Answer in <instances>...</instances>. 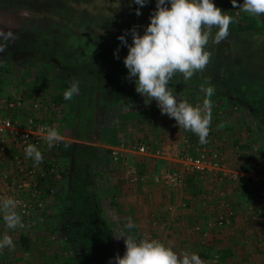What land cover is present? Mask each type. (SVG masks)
<instances>
[{
  "label": "rangeland",
  "instance_id": "1",
  "mask_svg": "<svg viewBox=\"0 0 264 264\" xmlns=\"http://www.w3.org/2000/svg\"><path fill=\"white\" fill-rule=\"evenodd\" d=\"M213 3L226 12L225 14L233 16L238 22L230 25V35L227 40L219 45L209 44L208 49L212 52V57L202 74H197L189 81H182L185 86H170V88L178 98L187 99L195 105L201 103L204 99V93L201 89L207 86H214L215 94L211 97L212 120L208 143L200 144L198 137L191 132L186 133L184 140L190 139L192 145L199 144L207 150L219 151L228 171L233 176H236V179L229 181L246 186V191L247 189L249 190L251 197L247 203L249 211L253 215L260 216L264 213V207L258 205L254 198L258 189H263L264 185L262 187L260 183L257 186V191H255L250 188V183L246 184L247 180L242 174H245L244 167L250 166L253 161L262 159L264 162V127L259 124L258 120L246 108L239 105V101L242 98L239 96H242L245 91H252L254 99L259 97L262 92L264 96V16L253 17L242 13L238 9L233 8L231 0H213ZM237 3L243 2L237 0ZM155 5L156 0H149L146 6L140 8L141 15L137 16L135 10L140 6L136 5L133 0H0V28L5 30L11 29L14 32V30L24 26V20L17 15L18 11L21 10L27 14L36 15L50 12V14H53L52 17L59 19L64 24V27L66 26V31H63L64 27L56 29L58 27L57 22L46 21L50 28L41 29V31L44 30L42 32L31 33L26 39V44L31 46L35 44L32 48L40 46L36 40V36L39 34L43 37L44 47L39 52L28 50L29 52L26 56L31 61L24 60L27 58L12 60L10 56L12 46L21 45L23 51L25 49L24 46H26L25 43L20 42L24 41V37L18 36L20 41L10 44L8 49L3 54H0V90L6 96L16 95L23 98L24 117H38L50 121L61 134L66 131L67 136L72 134L71 139L77 136L78 140L76 139L72 143L92 146L87 144V142L95 141L97 136L93 134L91 126L87 128L85 126L86 122L77 123L76 121L74 123L72 118L68 116V101L63 98L64 101L59 102V99L67 89L64 86L66 82L65 76L67 74L70 78H77L81 83L86 82L84 84L100 87L108 85V83L112 85V82H109L106 77L108 75L114 83L120 80V83L125 85V88L134 87V82L126 79L128 70L123 64V58L128 51L127 47H119V59L114 56V52L120 45L117 36L123 34L124 30L130 29L134 25L138 26L139 33L143 35L144 26L150 22L149 16L155 10ZM12 8L16 12H4L5 9ZM63 12H65L66 16L63 15ZM11 14H15V17H12ZM243 18L253 19L257 23V27L254 28L257 32L237 33L234 31L233 29L238 25L245 23L242 22ZM30 23L28 21L27 26H30ZM70 28H75L73 33L70 32L72 31ZM87 29H89V32ZM77 35L80 36L77 37ZM49 36L52 42L46 41ZM81 37L90 39L82 40ZM56 38L62 42L67 38L68 47H80L81 49L76 52L79 59L83 57L84 53L81 50L86 49V46H91V53L86 57L88 64L82 67L76 61L77 59H73L74 57L72 59L67 58L70 55H65V51H59L62 47L58 49ZM92 38L96 41L112 43L114 46L99 50L97 48L98 44ZM126 39L131 44L132 38L130 34L126 36ZM95 58L97 59L95 60ZM119 64L121 69L116 70ZM61 69H66L68 73L65 74ZM71 70L75 73H71ZM225 91L228 95H223ZM102 112L101 116L104 115L107 122L111 115L110 113H104L105 109ZM83 113L85 114V112ZM194 137L197 141L194 140ZM67 141L69 142V140ZM67 141L61 142L64 156L61 160H57V163H61L62 170L65 172L63 182L60 185V183L57 184V182L51 180L48 184L49 188L54 190V193L46 196L45 209L41 218L43 219L44 217L48 221H39L36 224H29L23 229L9 231V234L13 237L15 249L10 251L6 248L0 253V262L2 264H93L91 263L93 261L91 257H88V253L93 252H99V258L104 261H102V264H109V259L115 257L117 253L121 256L123 255L125 251L124 238H115L117 237L116 233H118L115 228L116 225H113L111 229L110 237L112 239L109 241L94 239L91 241L89 239L87 241L89 245L83 247V257H80L79 254H74L69 256V258H63L59 253L64 243L58 241L57 238L59 236L56 235L52 222H50L51 224L48 222L51 215L52 218L55 216L56 210L54 208L57 206L58 201L56 192L66 185H71L70 180L72 173L75 171L74 160L72 158L67 159L65 156L68 148ZM163 142H159L158 145L163 144ZM184 142L177 148L178 151L182 150ZM144 144H148V142ZM149 144L157 145L154 143ZM105 151L100 152L104 153ZM226 151L235 154V160L229 162L230 165L234 166V168L231 167L232 169L224 158ZM87 162L89 161L83 158V164L86 165ZM174 163L178 166L176 169L180 170L179 164L177 162ZM90 165L95 166L94 164ZM241 166L243 167L240 168ZM168 169L175 168L169 167ZM67 172L70 174L65 177ZM84 175H86V172ZM225 180L228 179L217 181V183H222ZM101 182L102 180L100 179V184ZM52 210L54 213H52ZM1 223L0 230L3 233L5 232V227L3 221ZM86 237L89 238L90 236ZM105 238H108V236H105ZM71 243L74 244L75 242ZM83 244H86V242L84 241ZM107 245L111 256L103 257L102 253H105L104 251L107 252ZM64 248L69 250L66 245ZM76 261L78 263H75ZM212 261L217 263V257H214Z\"/></svg>",
  "mask_w": 264,
  "mask_h": 264
},
{
  "label": "crops",
  "instance_id": "2",
  "mask_svg": "<svg viewBox=\"0 0 264 264\" xmlns=\"http://www.w3.org/2000/svg\"><path fill=\"white\" fill-rule=\"evenodd\" d=\"M71 81L79 82L77 78ZM79 89V94L67 102L68 116L74 123L86 122L85 126H91L97 137L87 142L92 146H85L72 143L77 136L71 139L72 134L67 136L66 131L61 134L64 141L93 150L87 158L89 162L81 166L84 200H74L75 191L70 184L56 192L55 216L51 215L48 223L52 222L58 241L64 243L59 252L63 258L74 254L83 257V247L89 245V239L109 241L111 229L116 225V236L157 239L178 253L196 252L205 264H264V213L257 216L249 211L247 203L251 197L246 186L229 180L217 183L211 176L196 174L188 175L185 187L179 190L155 184L152 181L155 174L169 167L176 169L177 164L139 156L135 147L146 142L158 145L161 141L179 147L187 132L180 129L174 119L162 115L154 100L146 105L144 98L135 91L123 92L110 83L100 87L79 85ZM104 109V113L111 115L107 122L104 115L101 116ZM123 122L124 128L120 131ZM194 140L197 141L195 137ZM114 148L122 150L124 161L111 162L109 152ZM224 158L229 163L236 157L226 151ZM229 167L234 168L230 163ZM129 168L136 169L143 180L129 183L125 174ZM10 169L6 157L0 154V175ZM249 183L247 180L246 184ZM228 210L233 212L229 222L222 227L214 226L213 223ZM129 218L134 225L130 230L125 227ZM2 221L0 218V225ZM40 221L48 220L43 217ZM208 223H211L209 227ZM196 225L208 230L206 244L200 234L194 232ZM0 233L2 238L4 232L0 230ZM108 248L107 245L103 257L111 256ZM214 257L217 263L212 261Z\"/></svg>",
  "mask_w": 264,
  "mask_h": 264
},
{
  "label": "clouds",
  "instance_id": "3",
  "mask_svg": "<svg viewBox=\"0 0 264 264\" xmlns=\"http://www.w3.org/2000/svg\"><path fill=\"white\" fill-rule=\"evenodd\" d=\"M139 5L135 10L141 15L140 8L149 0H133ZM232 6L240 12L253 17L264 16V0H231ZM213 0H156L155 10L149 16V23L144 26L143 35L134 25L117 36L120 42L114 52L119 59V47H127L123 64L128 70L126 79L133 81L135 91L144 98L146 105L153 100L162 115L176 121V125L185 132L198 137L200 144L208 143L211 114V97L215 94L214 86L203 87L204 99L193 105L187 99L173 94L170 84L179 77L189 81L197 74H202L211 61L212 52L209 44L219 45L229 38L230 25L238 22L233 16L225 14ZM103 34V33H101ZM131 35L128 43L126 36ZM18 39L11 29L0 28V54ZM79 82L74 81L64 91L66 101L79 94ZM41 137L51 149L64 141V137L54 127L41 129ZM26 159L39 166L43 154L35 144H28L24 149ZM20 201L11 196H0V218L5 232L0 238V252L4 249L13 251L15 243L11 230L25 227L18 211ZM129 221L127 229L133 228ZM124 238L125 251L109 259V264H204L196 252H176L172 247L157 239H136L132 235L121 234L116 239Z\"/></svg>",
  "mask_w": 264,
  "mask_h": 264
},
{
  "label": "built area",
  "instance_id": "4",
  "mask_svg": "<svg viewBox=\"0 0 264 264\" xmlns=\"http://www.w3.org/2000/svg\"><path fill=\"white\" fill-rule=\"evenodd\" d=\"M23 113V98L16 95L6 96L0 90V154L6 157L11 168L0 175V196H11L21 202L18 211L27 226L41 220L46 196L54 193L48 184L53 180L61 185L65 172L61 163H57V160L64 156L63 145L59 143L49 149L41 137V129L54 127V124L38 117H24ZM184 143L179 151L176 145L169 143L158 146L143 143L134 150L142 157L179 164L180 170L167 169L152 177L155 184L170 189H183L186 177L192 174L200 177L211 176L216 181L236 179V176L228 171L219 151L207 150L199 144L192 145L190 139H185ZM28 144H35L41 150L44 159L39 166L26 159L24 149ZM109 158L112 163L117 164L124 161L125 156L121 149L114 148L110 150ZM263 164L262 159L255 160L249 166V172L242 174L255 191L260 183L262 187L264 185ZM125 174L131 184L143 180L134 168H129ZM254 200L264 207V188L258 189ZM168 210L172 211L171 208ZM231 217L233 212L228 210L226 215L219 217L213 225L222 227ZM210 225L211 223H208V227ZM195 231L200 234L203 244H206L209 238L208 230L196 226Z\"/></svg>",
  "mask_w": 264,
  "mask_h": 264
},
{
  "label": "trees",
  "instance_id": "5",
  "mask_svg": "<svg viewBox=\"0 0 264 264\" xmlns=\"http://www.w3.org/2000/svg\"><path fill=\"white\" fill-rule=\"evenodd\" d=\"M63 15H65V12H63ZM242 22H245L244 24L242 25H238L235 29H233L234 31H236L237 33H249V32H257L256 29H254L255 27H257V23L253 20V19H248V18H243V21ZM260 26V25H259ZM61 27H57L56 29H59ZM63 31H66L65 28H63ZM44 33V32H43ZM80 36V35H79ZM77 35V37H79ZM81 39L83 40H89L90 38H85V37H81ZM93 40H95L94 38H92ZM36 40H37V44H40V46H35L34 48H32L33 46L29 45L28 44V49L29 51H41L44 47H43V37L42 35H39L37 34L36 36ZM46 41H51L52 42V39L51 37L49 36ZM67 38L66 40H63V42L61 40H59L58 38H56V42H58V44L62 47V51H65V55H70V56H66L67 58L69 59H72V57H74L73 59H77L76 61L78 62V64L82 67H85L86 64H88V59L86 58L87 56L90 55L91 53V46H86V49L84 50H81L83 53V57H80L81 59H79V57L77 56V51L80 50L81 48L80 47H77V46H72V47H68L67 46ZM96 41V40H95ZM62 42V43H60ZM96 44L97 45V48L100 50V49H106V47H110L112 48V46H114V44H108L104 41H96ZM114 49V48H113ZM112 50V49H111ZM72 53V55H71ZM74 53H76L74 55ZM106 55V54H105ZM109 58V57H108ZM93 59V58H92ZM97 58H95L96 60ZM110 59V58H109ZM29 61H31L30 59H28ZM91 60V59H89ZM90 62V61H89ZM55 68H57L55 66ZM121 67H120V64H119V67L116 68V70H120ZM65 74L68 73L66 69H61ZM127 70V68H126ZM71 73H75L74 71L71 70ZM117 73V72H116ZM119 73V72H118ZM119 76V75H118ZM107 79L109 80V82H112V85L114 87H119L121 88V90L125 91V92H132V91H135V86L134 87H131V88H125L123 84H121L120 80H117L115 83L114 81L111 79L110 76L106 75ZM116 78V76H115ZM65 85L66 86L65 88H68L70 86V84L74 81H71L73 78H70V76L68 77L67 74L65 76ZM111 80V81H110ZM87 81V80H85ZM79 85L80 86H85V85H88V84H84V83H81V81L79 80ZM118 83V84H117ZM169 86H185V84H183V82L179 79V77H177L176 80H174L172 82V84H170ZM263 93V92H262ZM262 93H260V96L257 97L256 99L253 98L252 96V91H245L242 93V96H239V97H242L241 98V101H239V105L243 106L244 108H246L249 113H251L256 120H258L259 124H261L263 127H264V96L262 95ZM223 95H228L227 92H223ZM244 97V98H243ZM64 97L61 96V98L59 99V102H63ZM237 98V97H236ZM235 99V98H234ZM124 122L121 123V125L119 126V129L120 131L124 128L123 126ZM122 128V129H121ZM62 144V143H61ZM67 150L65 152V156L67 159L69 158H72L74 160V166H75V171L72 173V177H71V186L74 188V191H75V201L76 200H84V195L82 196V193H81V185H80V180H81V166L83 164V158H88L89 155H91V151L93 152V150L90 148H87V147H82V146H79V145H72L71 143H68L67 144ZM93 154V153H92ZM69 171V169H67ZM244 172H249V166H246L244 167ZM69 172H67V174L65 175V177H68L69 176ZM74 198V197H73ZM55 231V230H54ZM88 257L90 258L91 257V263L93 264H102L104 261L102 259L99 258V252L95 253H88ZM103 261V262H102Z\"/></svg>",
  "mask_w": 264,
  "mask_h": 264
},
{
  "label": "flooded vegetation",
  "instance_id": "6",
  "mask_svg": "<svg viewBox=\"0 0 264 264\" xmlns=\"http://www.w3.org/2000/svg\"><path fill=\"white\" fill-rule=\"evenodd\" d=\"M4 12H16V11H15L14 8H12V9H5ZM11 15H12V17L13 16L15 17V14H11ZM17 15L22 20H24L23 23H25V24H24V26L21 24L23 27H20V28L14 30V32L19 37H24V41H20L19 39H17L14 43H16L17 41H20V42L26 44V39H27V37L29 35H31V33H33V32L38 33L39 31H41V29L50 28L49 25L46 23V21H52V22H55V23L57 22L58 23V27H62V28L64 27V24H62L59 19H56V18L52 17L53 14H50V12H46L44 14L36 15V14H27L26 12L21 10V11H18ZM30 16H32V17H30ZM27 18H30V19L27 20ZM13 20H14V18H13ZM28 21L31 22L30 26H27V22ZM64 28H66V26ZM74 29L75 28H72L71 29L72 31H70V32L73 33ZM42 31H44V30H42ZM87 31L89 32V29H87ZM56 44H58V42H56ZM22 45H24V44H22ZM27 46H28V44H26V46H24L25 47V49H24L25 52L22 50L21 45L12 46V49L10 50L11 51L10 56H11L12 60L15 61L16 59L20 60V59H23V58H27L26 54H28V52H29L28 51L29 49H28ZM59 47H61V46L58 44V49H59ZM59 51H62V49L59 50ZM28 59H29V57L27 59H24V60H28Z\"/></svg>",
  "mask_w": 264,
  "mask_h": 264
}]
</instances>
